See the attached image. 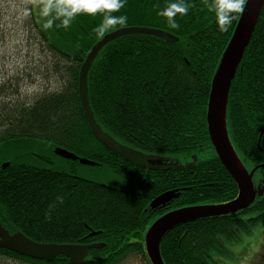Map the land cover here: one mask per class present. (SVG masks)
Instances as JSON below:
<instances>
[{"label":"trees","instance_id":"16d2710c","mask_svg":"<svg viewBox=\"0 0 264 264\" xmlns=\"http://www.w3.org/2000/svg\"><path fill=\"white\" fill-rule=\"evenodd\" d=\"M51 1L48 24L39 19L30 0L24 22L37 35L40 51L53 56L48 70L60 84L34 97L20 88L27 78L19 71L0 83V145L24 140L50 147L54 155L11 148L15 154L7 160L10 164H0V223L43 243H101L89 249L84 264H132L138 258L152 264L144 238L154 219L182 206L237 196L238 184L210 142L206 110L212 77L245 0H230L238 7L230 12L227 31L219 30L211 10L215 0H125L118 11L108 10L111 0H76L80 13L64 28L72 33L60 32L68 39L54 33L63 24L55 17L56 9L71 0ZM171 2L188 8L174 17L176 28L158 15ZM91 7L99 10L85 11ZM108 15L127 20L102 28ZM256 24L227 106L231 142L249 169L264 162L259 161L264 159V7ZM132 25L165 29L179 40L144 33L111 40L88 73L90 106L113 137L144 153L179 160L181 167L147 170L114 154L93 136L84 117L78 94L81 63L105 34ZM68 40L73 45L66 46ZM89 139L94 150L83 151L81 146ZM55 147L98 161L97 166L112 169L123 182L84 177L79 160L60 156L59 165ZM208 152L212 155L204 157ZM175 189L178 199L162 209L150 208L155 197ZM259 224H264V193L245 210L173 227L163 237L160 252L167 264H215L216 250ZM0 255L22 264H75L64 255L47 262L5 248H0Z\"/></svg>","mask_w":264,"mask_h":264},{"label":"water","instance_id":"95a60500","mask_svg":"<svg viewBox=\"0 0 264 264\" xmlns=\"http://www.w3.org/2000/svg\"><path fill=\"white\" fill-rule=\"evenodd\" d=\"M241 15L238 19L237 26L232 33L226 49L221 55L218 62L217 69L212 77L210 86V93L208 97L207 116L208 132L210 142L213 144L215 153L221 163L224 164L228 173L235 179L238 184V193L235 199L225 202L224 204L214 205H193L182 206L181 208L172 209L163 213L161 216L154 219L151 225L147 228L145 234V251L148 254L150 263L152 264H166L160 252V247L163 237L173 229V227L183 224L184 222L194 221L195 219H204V217L222 216L225 214H234L238 211L245 210L253 203L258 194L264 193V177L259 180V184L253 180L255 167L249 171L242 162L239 153L236 151L234 143L231 142L230 134L227 128V106L229 103L230 87L238 70V66L243 58V54L249 46V41L253 36V31L256 23L259 20L261 11L264 7V0H245ZM149 34L156 35L162 39L172 42L178 41L179 38L167 30L160 28H151L147 26H124L115 29L95 43L86 59L82 62L79 71V96L80 105L84 111L87 125L95 138H97L104 147L108 148L114 154L130 160L135 164H139L147 169L152 167H181L179 160H174L167 156L146 154L139 149H135L127 144L122 143L116 137H113L108 131L103 129L98 123L92 106H90L89 95V71L91 70L93 62L101 53V49L106 46L111 40L117 39L123 35ZM55 153L62 158L70 160H79L83 165L95 166L100 164L87 157H80L75 152L67 150L66 148L56 147ZM194 159H197L195 155ZM170 164H167V162ZM161 162V163H160ZM10 163L3 162V167ZM180 193L176 190H171L161 193V195L154 198L150 203V208L161 209L166 206L173 199L179 197ZM96 234V233H91ZM101 243L87 244H60V243H43L34 241L27 237L21 231H16L13 234L7 230L6 227L0 224V248L8 249L12 252H17L20 255L28 256L34 259L43 261H54L58 255H64L70 258V261L75 264H84L92 247H99Z\"/></svg>","mask_w":264,"mask_h":264},{"label":"rangeland","instance_id":"374dc122","mask_svg":"<svg viewBox=\"0 0 264 264\" xmlns=\"http://www.w3.org/2000/svg\"><path fill=\"white\" fill-rule=\"evenodd\" d=\"M27 1L29 0H0V83L6 80L8 76L19 71L25 78H27L20 88L25 93L36 97L39 93H46L56 89L60 83L52 71L48 70L50 67L49 61L53 60V56L40 51V48H38L39 41H37V35L34 30L29 28L26 22H24L25 17H27L25 13ZM30 1L33 3V9L37 12L39 19L43 23L48 24L52 18V13L50 11L53 2L51 0ZM79 13V9L76 8V0L67 2L66 6L61 5V9H56V17H54L62 20L63 24L57 27L55 29L56 32L54 33H57V36H61L63 39H68L60 32L66 34L72 33L66 32L64 28L73 24L72 19H75ZM66 20L68 22L67 26H65L64 23ZM74 29L75 28H73V30ZM54 36H56V34H54ZM64 43L66 46L73 45L69 40ZM60 47L65 52L68 50L67 48H63L62 45H60ZM86 138L88 137L86 136ZM89 142V144L84 143L81 146L83 151L94 150V148L91 149L92 142L90 139ZM13 143L14 142H11L9 145H0V164L9 160L10 156H14L13 154L15 153L11 151V148L22 153H25L29 149V151L35 150L37 153H45V155H54L53 150L50 147H46L42 144L33 145V142H26L24 140L15 145H12ZM6 145L8 147L10 146V148L7 149L8 147H5ZM210 154L212 155L211 152L204 153L203 156H209ZM59 157L60 156L55 158ZM57 161L59 165L63 164L61 162V157L59 160L57 159ZM259 161L262 162L264 159ZM255 166H257L258 170H262L257 172L262 173L258 175H263L264 162ZM81 170L84 177L86 176L94 181L97 180L105 183L123 182V179L112 169L107 168V166L84 165ZM230 200L233 199L225 201ZM217 202L220 201H214L212 204L214 205ZM162 208H165V206ZM236 238L237 239L234 240L231 245L227 243V247L224 244L222 248L216 250L217 261L215 264H264V224H259L255 231H252L250 234L240 233ZM221 239V241H223V238ZM228 251L231 252L229 255ZM0 264L22 263L14 260L10 261V259H6V257L0 255ZM123 264H126V262ZM132 264L147 263L144 259L138 258Z\"/></svg>","mask_w":264,"mask_h":264},{"label":"clouds","instance_id":"9594fccd","mask_svg":"<svg viewBox=\"0 0 264 264\" xmlns=\"http://www.w3.org/2000/svg\"><path fill=\"white\" fill-rule=\"evenodd\" d=\"M125 0H111L110 3L107 4V8L109 11H118L120 7H123ZM238 4L230 3V0H215L214 4L211 7V10L215 11L217 16V24L219 26L220 31H227V25L231 22L230 12L233 11ZM98 7H91L85 9V11L96 12L98 11ZM188 11L187 6L182 2H171L168 4L166 8H164L158 15L167 17L168 24L176 28L178 27L174 17L177 14H186ZM127 20L126 16H111L108 15L105 17L104 24L101 26L102 28L107 27L109 25H114L117 23H124ZM65 26H67V20L64 22Z\"/></svg>","mask_w":264,"mask_h":264},{"label":"bare ground","instance_id":"6f19581e","mask_svg":"<svg viewBox=\"0 0 264 264\" xmlns=\"http://www.w3.org/2000/svg\"><path fill=\"white\" fill-rule=\"evenodd\" d=\"M86 59V58H85ZM82 64V63H81ZM82 66V65H81ZM81 68V67H80Z\"/></svg>","mask_w":264,"mask_h":264}]
</instances>
